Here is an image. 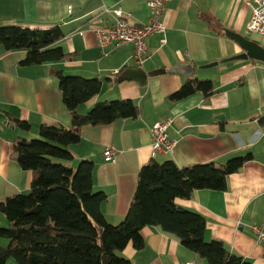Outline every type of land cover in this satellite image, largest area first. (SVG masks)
<instances>
[{
  "label": "crops",
  "instance_id": "obj_1",
  "mask_svg": "<svg viewBox=\"0 0 264 264\" xmlns=\"http://www.w3.org/2000/svg\"><path fill=\"white\" fill-rule=\"evenodd\" d=\"M147 1L0 0V26L48 29L60 25L65 37L56 46L70 55L65 61L24 67V52H7L0 46V202L29 192L32 174L12 157L17 143L39 138L43 124L72 127L58 79L50 74L60 70L65 76L102 82L100 94L79 108L83 115L104 101L132 100L141 110L136 119L84 125L80 142L69 147L74 155L72 165L95 164L93 188L107 195L102 212L110 224L119 225L127 216L138 175L152 160H173L187 168L224 165L251 156L239 172L229 175L225 191L198 190L191 199L178 203L206 219L207 241L223 242L249 264H264V244L256 241L252 231L253 225L264 224V63L250 59L224 62L244 53L226 36V30L258 42L248 32L252 0H170L162 18L166 31L147 39L149 56L142 66L134 60L131 45H98L90 30L115 23V10L130 14L129 24H148ZM215 62L218 69L206 79L214 82L212 96L197 93L180 102L169 99L186 83L185 77L170 73L173 68L192 64L193 77L198 79V70ZM139 67L147 73L167 72L149 77L145 86L119 82L127 69ZM10 117L30 124V131L15 127ZM159 120H172L169 137L178 141L173 154L153 150L151 129ZM107 148L116 152L114 164L104 160ZM141 234L142 249L129 245L120 252L132 264H206L160 228L147 226ZM6 264L17 262L11 258Z\"/></svg>",
  "mask_w": 264,
  "mask_h": 264
},
{
  "label": "trees",
  "instance_id": "obj_2",
  "mask_svg": "<svg viewBox=\"0 0 264 264\" xmlns=\"http://www.w3.org/2000/svg\"><path fill=\"white\" fill-rule=\"evenodd\" d=\"M64 37L60 25L48 29L0 26V46L7 52H24V67L70 59L62 47L56 46ZM50 74L58 79L72 127L43 124L39 138L14 147L13 159L32 176L27 194L0 202V214L8 221L7 227L0 221V238L9 241L6 247L0 245V264L11 258L17 264H132L119 253L129 245L142 249L141 231L147 226L175 236L206 264H249L223 242L207 241L206 219L182 207L178 200H189L198 190L225 191L229 175L239 172L251 156L234 158L224 165L187 168H180L173 160H152L138 175L127 216L119 225H112L102 212L107 195L93 188L95 164L82 161L75 169L56 161H74L69 147L80 142L84 125L97 127L136 119L141 110L132 100L104 101L83 115L79 108L100 94L102 82L65 76L60 70H51ZM197 93L212 96L214 82L188 78L169 99L180 102ZM10 121L30 131L27 122L13 117Z\"/></svg>",
  "mask_w": 264,
  "mask_h": 264
},
{
  "label": "built area",
  "instance_id": "obj_3",
  "mask_svg": "<svg viewBox=\"0 0 264 264\" xmlns=\"http://www.w3.org/2000/svg\"><path fill=\"white\" fill-rule=\"evenodd\" d=\"M170 0H148L146 2L150 11V22L143 25H133L127 22L131 17L121 10L113 11L116 22L109 26L101 28H92L90 31L94 34L98 45L101 48L110 45L125 46L131 45L134 48V60L140 66L147 60L149 50L147 39L153 34H164L166 31L162 23V18L165 13L166 4ZM252 10L251 17L248 23V32L256 33L264 37V0H252L249 3ZM85 32H80L84 35ZM166 43V39L162 40ZM118 73V72H116ZM172 125V120H159L151 129L153 135V150L164 154H173L178 141L169 137V128ZM264 127V122H263ZM104 160L106 163L114 164L116 162V152L114 148H107L104 152ZM252 231L258 243L264 244V224L253 225ZM188 264H199L196 261H191Z\"/></svg>",
  "mask_w": 264,
  "mask_h": 264
},
{
  "label": "water",
  "instance_id": "obj_4",
  "mask_svg": "<svg viewBox=\"0 0 264 264\" xmlns=\"http://www.w3.org/2000/svg\"><path fill=\"white\" fill-rule=\"evenodd\" d=\"M228 38L237 42L244 53L224 60V62L235 61V60H253L264 63V47L257 41L251 40L247 35H241L238 33L231 32L229 30L225 31ZM218 63H212L203 68H211L217 66ZM166 70H155L153 72L147 73L142 67L127 69L119 77V82L123 81H136L140 86H145L149 77L159 76L165 74ZM171 74H177L185 77L186 79L193 77L194 67L192 64H178L175 68L170 71Z\"/></svg>",
  "mask_w": 264,
  "mask_h": 264
},
{
  "label": "rangeland",
  "instance_id": "obj_5",
  "mask_svg": "<svg viewBox=\"0 0 264 264\" xmlns=\"http://www.w3.org/2000/svg\"><path fill=\"white\" fill-rule=\"evenodd\" d=\"M253 37L255 39H257L258 42L264 47V37H261L256 33H253ZM217 69H218L217 67H211V68H204V69L198 70V72H197L198 73L197 74L198 79L201 81H205L206 79L211 77L214 74V72H216ZM69 76H71V75H69ZM206 81H211V80H206ZM56 162L63 163L64 165H67V166L74 167L75 169H76V167H78V164L72 165V163H65L63 161H56ZM0 221H1L2 227L8 226V221L4 215H3V217L0 218ZM1 241L3 242V246H5V247L8 246L9 241L7 239L2 238ZM119 255H120V253H119Z\"/></svg>",
  "mask_w": 264,
  "mask_h": 264
}]
</instances>
